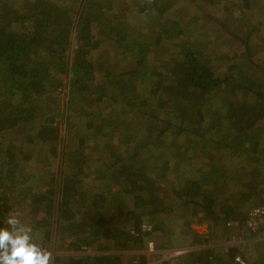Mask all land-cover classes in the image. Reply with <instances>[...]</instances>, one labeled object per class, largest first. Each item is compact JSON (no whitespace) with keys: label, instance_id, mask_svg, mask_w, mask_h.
Returning <instances> with one entry per match:
<instances>
[{"label":"trees","instance_id":"1","mask_svg":"<svg viewBox=\"0 0 264 264\" xmlns=\"http://www.w3.org/2000/svg\"><path fill=\"white\" fill-rule=\"evenodd\" d=\"M182 1L131 0L133 25L109 0H0V227L19 213L52 264L177 235L162 264H264V241L224 244L264 204V0H188L215 40ZM209 42L236 48L221 75Z\"/></svg>","mask_w":264,"mask_h":264},{"label":"rangeland","instance_id":"2","mask_svg":"<svg viewBox=\"0 0 264 264\" xmlns=\"http://www.w3.org/2000/svg\"><path fill=\"white\" fill-rule=\"evenodd\" d=\"M110 3H111V10L112 11H121L122 13H124V17H125V21L127 22H131L133 25H141L143 24V20H144V17L143 16H140L136 13L135 11V8L133 6V4L131 3V0H109ZM135 0H133V3H134ZM142 0H139V2H141ZM256 1H259V0H256ZM126 3V4H124ZM181 7L183 8L182 11H172L170 13V16H173L174 14H181V15H186V14H192V15H195L193 16L194 18H196L195 20H191L189 23H191V25H195V26H198V27H201V34L199 36L202 35V30L204 31L206 37L211 40V39H216V38H213L212 35H214V32L213 30L211 29H214V26L213 24L210 22V21H207V19L205 20H202V15H203V10H205V6L202 5V3L197 6L196 3H191L189 2L188 0H184L180 3ZM209 11H211L214 15H217L219 13V9H210ZM233 19H235V16L232 17ZM261 19V18H260ZM144 27V26H143ZM211 28V29H210ZM262 35H264V32L261 33ZM222 45H215L214 43H210L207 45V50H208V55L209 57L212 56L214 58V62L212 63L215 67V71L221 75V73H223L225 71V61H226V58H225V55L227 56H231L232 53L235 51V47L234 46H225L223 45V43H221ZM108 46L106 45L105 48L107 49L106 51H108L105 55H108V57H111L112 53L111 52L112 50L109 49V47L107 48ZM260 56H256V57H259V59L261 58V61H264V53L263 52H260L259 54ZM101 57V56H100ZM65 92V89L63 90V94ZM115 107H119L118 105L115 106ZM204 227L203 225L201 224H194L193 225V229H196V228H202ZM204 229V228H202ZM200 233H202L200 231ZM185 237V236H184ZM184 237H181L179 235L175 236V238L178 240L177 243H179L177 247H182L183 244L187 243L185 242L186 239H184ZM155 238V237H153ZM218 238V239H217ZM215 238L214 240L216 241H219L221 238L220 237H217ZM128 258V256L125 257V259Z\"/></svg>","mask_w":264,"mask_h":264},{"label":"clouds","instance_id":"3","mask_svg":"<svg viewBox=\"0 0 264 264\" xmlns=\"http://www.w3.org/2000/svg\"><path fill=\"white\" fill-rule=\"evenodd\" d=\"M5 223L0 227V264H52V252L35 242L32 227L19 213L8 215Z\"/></svg>","mask_w":264,"mask_h":264},{"label":"built area","instance_id":"4","mask_svg":"<svg viewBox=\"0 0 264 264\" xmlns=\"http://www.w3.org/2000/svg\"><path fill=\"white\" fill-rule=\"evenodd\" d=\"M143 229H145V227ZM240 231H245L248 233L246 234L250 236V239H248L247 242L264 241V204L253 206L248 209L247 217ZM154 245L153 240H146L144 252L150 257L143 263L135 262L134 264H162L163 261L175 257L184 251V249L181 248H166L157 250ZM234 260L241 264L244 263L240 255L235 256Z\"/></svg>","mask_w":264,"mask_h":264},{"label":"crops","instance_id":"5","mask_svg":"<svg viewBox=\"0 0 264 264\" xmlns=\"http://www.w3.org/2000/svg\"><path fill=\"white\" fill-rule=\"evenodd\" d=\"M202 228H204V230H205V226L204 227H202ZM236 231H234V230H230L229 232H228V236L227 235H225L224 237H222L221 239H224L226 236L228 237V240L224 243V244H226V243H228V244H231V245H241V247H243L242 248V250L245 252V247H244V245H247L250 241H248L247 242V240L248 239H250V236L249 235H247V236H244V235H240L239 234V236H236ZM238 237H239V239H238ZM219 241H221V240H219ZM214 244H216V243H214ZM181 249H184V247L182 246V247H180Z\"/></svg>","mask_w":264,"mask_h":264}]
</instances>
